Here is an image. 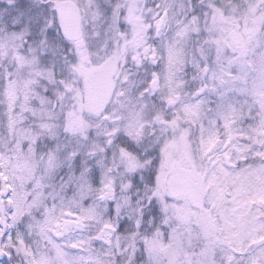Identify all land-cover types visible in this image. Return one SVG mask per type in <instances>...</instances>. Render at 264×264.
Returning <instances> with one entry per match:
<instances>
[{
    "label": "snow or ice",
    "instance_id": "1",
    "mask_svg": "<svg viewBox=\"0 0 264 264\" xmlns=\"http://www.w3.org/2000/svg\"><path fill=\"white\" fill-rule=\"evenodd\" d=\"M0 264H264V0H0Z\"/></svg>",
    "mask_w": 264,
    "mask_h": 264
}]
</instances>
